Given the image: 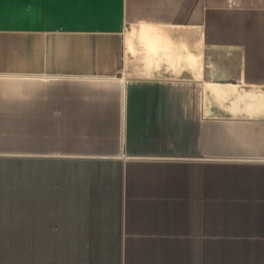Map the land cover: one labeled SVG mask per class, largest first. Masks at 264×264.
<instances>
[{
	"label": "crops",
	"instance_id": "crops-1",
	"mask_svg": "<svg viewBox=\"0 0 264 264\" xmlns=\"http://www.w3.org/2000/svg\"><path fill=\"white\" fill-rule=\"evenodd\" d=\"M7 142L0 264H264V0H0Z\"/></svg>",
	"mask_w": 264,
	"mask_h": 264
},
{
	"label": "rangeland",
	"instance_id": "rangeland-1",
	"mask_svg": "<svg viewBox=\"0 0 264 264\" xmlns=\"http://www.w3.org/2000/svg\"><path fill=\"white\" fill-rule=\"evenodd\" d=\"M2 145L4 148L7 147L9 149H24V148H31L33 146V148H36V145H39L40 147H38L39 149H42V146L48 147V144H31V143H15V142H7V143H3L0 144ZM50 148H54L56 150V152H60L59 154H66V142H57L55 141L54 143L49 144ZM56 162V173H55V177L56 180H58V186H56L55 188V198H59V199H66V185L64 184V182L62 181L64 176V163H66V159H55Z\"/></svg>",
	"mask_w": 264,
	"mask_h": 264
}]
</instances>
